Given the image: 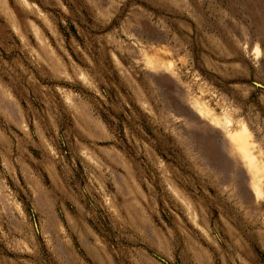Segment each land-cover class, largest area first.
<instances>
[{"label": "rangeland", "instance_id": "obj_1", "mask_svg": "<svg viewBox=\"0 0 264 264\" xmlns=\"http://www.w3.org/2000/svg\"><path fill=\"white\" fill-rule=\"evenodd\" d=\"M264 0H0V264H264Z\"/></svg>", "mask_w": 264, "mask_h": 264}, {"label": "water", "instance_id": "obj_2", "mask_svg": "<svg viewBox=\"0 0 264 264\" xmlns=\"http://www.w3.org/2000/svg\"><path fill=\"white\" fill-rule=\"evenodd\" d=\"M257 86H259L260 88L264 89V85L257 84Z\"/></svg>", "mask_w": 264, "mask_h": 264}]
</instances>
